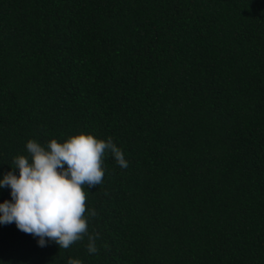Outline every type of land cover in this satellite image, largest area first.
I'll return each instance as SVG.
<instances>
[{
	"label": "trees",
	"instance_id": "trees-1",
	"mask_svg": "<svg viewBox=\"0 0 264 264\" xmlns=\"http://www.w3.org/2000/svg\"><path fill=\"white\" fill-rule=\"evenodd\" d=\"M81 132L128 161L88 190L97 253L13 223L0 264H264V0H0V178Z\"/></svg>",
	"mask_w": 264,
	"mask_h": 264
},
{
	"label": "clouds",
	"instance_id": "clouds-1",
	"mask_svg": "<svg viewBox=\"0 0 264 264\" xmlns=\"http://www.w3.org/2000/svg\"><path fill=\"white\" fill-rule=\"evenodd\" d=\"M27 156L13 157L11 170L0 178V189H10V200L0 203V226L15 224L23 233L37 239L39 247L55 243L68 249L88 236L86 251L97 253L98 233L88 232L94 209L86 213L89 189L103 182V158L110 154L122 169L128 161L111 137L100 139L79 133L63 142L51 139L46 145L36 140L25 144ZM64 264H82L68 257Z\"/></svg>",
	"mask_w": 264,
	"mask_h": 264
}]
</instances>
